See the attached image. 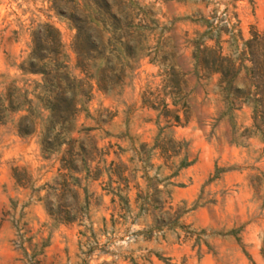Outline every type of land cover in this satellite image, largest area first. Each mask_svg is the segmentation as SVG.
<instances>
[{
    "label": "rangeland",
    "instance_id": "rangeland-1",
    "mask_svg": "<svg viewBox=\"0 0 264 264\" xmlns=\"http://www.w3.org/2000/svg\"><path fill=\"white\" fill-rule=\"evenodd\" d=\"M46 25L75 96L43 148ZM253 31L264 0H0V264H264V142L197 51Z\"/></svg>",
    "mask_w": 264,
    "mask_h": 264
},
{
    "label": "trees",
    "instance_id": "trees-1",
    "mask_svg": "<svg viewBox=\"0 0 264 264\" xmlns=\"http://www.w3.org/2000/svg\"><path fill=\"white\" fill-rule=\"evenodd\" d=\"M43 28L45 31L35 32L27 69L42 75L44 83L41 86L50 84L56 90L50 99H46L45 104L49 111L47 119L51 125L45 127L41 144L43 148H48L55 144L60 145L66 139L64 135L61 136L62 124L65 123L68 113L73 109L75 93L68 92V89L73 90L74 85L69 81L67 74L63 72L65 66L58 58L60 54L59 33L51 26L46 25ZM76 28L80 33L81 27L76 26ZM48 30H54L55 36L45 35L46 43L43 44L40 37L44 32L49 33ZM44 48L48 50V54L41 53ZM197 51L203 55L201 61L209 63L211 72L219 74V83L223 84V90L232 93L235 98L241 99L251 107L250 131L258 134L264 142V33L259 34L257 31H253L251 38L244 42V51L240 57L221 56L219 51H211L206 47H197ZM240 76L244 84L242 87H236L234 80ZM7 107H13L12 100L9 101ZM56 119L60 121L61 127L58 131L53 132L52 123ZM32 123L28 116L22 117L18 122L19 133L28 134L34 131ZM63 220L70 221V218L65 217Z\"/></svg>",
    "mask_w": 264,
    "mask_h": 264
}]
</instances>
